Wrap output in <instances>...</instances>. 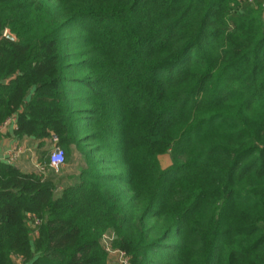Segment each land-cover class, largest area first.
I'll list each match as a JSON object with an SVG mask.
<instances>
[{
	"label": "trees",
	"instance_id": "obj_1",
	"mask_svg": "<svg viewBox=\"0 0 264 264\" xmlns=\"http://www.w3.org/2000/svg\"><path fill=\"white\" fill-rule=\"evenodd\" d=\"M13 115L83 159L0 160V264H264V0H0Z\"/></svg>",
	"mask_w": 264,
	"mask_h": 264
},
{
	"label": "crops",
	"instance_id": "obj_2",
	"mask_svg": "<svg viewBox=\"0 0 264 264\" xmlns=\"http://www.w3.org/2000/svg\"><path fill=\"white\" fill-rule=\"evenodd\" d=\"M17 122L0 125V160L12 163L26 172L40 171L41 155L44 151L56 148L51 139H36L30 136L19 137L15 131ZM16 160H10L12 153L18 152Z\"/></svg>",
	"mask_w": 264,
	"mask_h": 264
},
{
	"label": "built area",
	"instance_id": "obj_3",
	"mask_svg": "<svg viewBox=\"0 0 264 264\" xmlns=\"http://www.w3.org/2000/svg\"><path fill=\"white\" fill-rule=\"evenodd\" d=\"M10 121L17 122L16 116L15 115L11 116L4 123L7 124ZM18 156H19V151L12 153V155L9 158H10V160L13 161V160H16ZM65 163H66L65 151L60 147H56L55 149H53L51 151V154H50V166L56 172H59L61 170V168L65 165ZM39 166H40V170H44L43 166H41V165H39ZM114 238H115L114 233L107 232L103 235L102 241H103V244H104L106 250L110 254L115 256L117 264H131L130 258H129V256L125 250L115 249L112 246V242H113Z\"/></svg>",
	"mask_w": 264,
	"mask_h": 264
},
{
	"label": "rangeland",
	"instance_id": "obj_4",
	"mask_svg": "<svg viewBox=\"0 0 264 264\" xmlns=\"http://www.w3.org/2000/svg\"><path fill=\"white\" fill-rule=\"evenodd\" d=\"M83 156L78 152H74V160L72 163L66 164L58 172L61 175H71L77 174L80 171V166L82 165ZM160 162L162 167L167 168L172 164V159L169 153L160 155Z\"/></svg>",
	"mask_w": 264,
	"mask_h": 264
},
{
	"label": "water",
	"instance_id": "obj_5",
	"mask_svg": "<svg viewBox=\"0 0 264 264\" xmlns=\"http://www.w3.org/2000/svg\"><path fill=\"white\" fill-rule=\"evenodd\" d=\"M4 35H5L7 38L11 39V40H14V41H17V40H18L17 36H16L14 33H12L10 29H7V30L5 31V34H4Z\"/></svg>",
	"mask_w": 264,
	"mask_h": 264
}]
</instances>
